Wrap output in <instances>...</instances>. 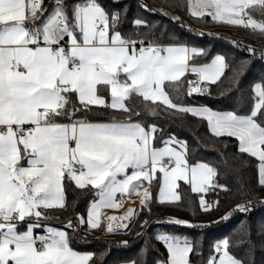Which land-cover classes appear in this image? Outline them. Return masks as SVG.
<instances>
[{"label": "snow or ice", "instance_id": "obj_1", "mask_svg": "<svg viewBox=\"0 0 264 264\" xmlns=\"http://www.w3.org/2000/svg\"><path fill=\"white\" fill-rule=\"evenodd\" d=\"M179 6L182 10L186 6L187 14L197 20L207 22L210 17L212 22L264 38V0H186ZM45 12L42 0H0V264L93 261L94 253L70 247L68 231L46 223L51 210L67 207L65 181L93 196L87 228H103L112 235L124 234L137 210L128 208L102 221L101 209H118L133 193L141 210L150 209L153 181L159 184V203L181 200L174 191L180 180L190 184L192 192H203L206 185L228 191L226 185L214 182L215 167L203 162L189 165L186 141L170 134L160 139L158 147L156 134L163 130L145 124L139 119L142 113L155 116L162 108L177 117L191 115L205 120L212 136L234 137L238 153L259 161L257 184L264 188V88L260 84L253 85V103L244 114L173 99L183 94L180 78L186 72L199 81L222 83L230 67L226 56L217 54L208 62L189 65V60L206 55L205 50L158 44L151 38L155 25L142 19L132 21L135 36H125L118 30L120 14L109 13L98 0H77L71 6L53 0L51 11ZM245 50L264 60V50L251 45ZM248 63L233 67L231 81H238ZM205 91L207 85L187 84L188 96ZM73 97L78 103H73ZM94 108L114 114L107 121L89 119ZM117 112L122 119H116ZM251 203H237L221 219L232 211L248 213ZM199 204L205 212L213 207L203 197ZM168 222L189 224L180 219ZM84 223L77 213L76 224L68 219L65 228L75 232ZM240 233L235 245H248L245 258L238 259L230 251L235 245L226 236L213 244L206 264H254V245L243 222ZM260 233L264 234V224ZM156 239L167 251V258L156 264H191L190 254H200L199 244L187 237L160 233Z\"/></svg>", "mask_w": 264, "mask_h": 264}, {"label": "trees", "instance_id": "obj_2", "mask_svg": "<svg viewBox=\"0 0 264 264\" xmlns=\"http://www.w3.org/2000/svg\"><path fill=\"white\" fill-rule=\"evenodd\" d=\"M64 2L71 6L77 0H64ZM98 2L109 13L120 14L118 30L125 36H135L137 29L132 21L142 19L150 25H155V35L151 38L158 44L180 43L204 49L206 55L189 60L191 65L208 62L217 54L226 56L230 67L226 69L227 78L222 77V83L218 81L216 84H202V86L207 85V91L188 96L187 81L190 75H186L181 79L183 94L179 99L173 97L176 103L206 106L213 111H236L244 114L253 103V85L260 84L264 88V60H261L259 55L251 56L245 50L249 45L258 51L264 50V38L259 35L222 22H212L210 17L207 18V22L197 20L187 14L186 6L183 10L179 6L181 3L186 5V0H98ZM42 3L46 15L51 11L53 0H42ZM141 5H147V9ZM173 17L179 19L173 20ZM140 28L143 29V26ZM202 28H211L210 35L200 37L197 30L200 31ZM233 41L240 42L244 47H235ZM241 61H249V63L239 75L238 81H231L232 69ZM103 95L108 97L107 92ZM255 99L258 100L259 97ZM73 103H78L75 97ZM113 114L112 110L94 108L89 119L107 121ZM115 115L117 120L122 119L118 112ZM133 119L137 118L133 117ZM139 119L145 124L154 123L158 129L163 130L156 134L158 147L162 146L160 139L167 138L170 134L186 141V159L189 165L197 162L212 165L218 170L214 182L226 185L228 191L208 186L203 194L194 193L188 184L180 181L176 192L181 196V200L174 203H159L157 200L159 184L153 181L150 187L152 195L150 209L148 207L140 209L126 233L90 240L88 238L103 234V228L89 230L87 225H84L82 233L86 238L69 233L70 247L74 251L94 253L90 264H122L133 261L136 264H156L157 260L167 258L163 243L156 237L160 233H167L187 237L198 243L200 254L197 252L190 254L191 264H206L213 244L219 239L230 236L235 245V241L241 238L240 229L243 222L248 226L250 240L254 245L251 259L254 260V264H264V247H262L264 234L260 233V226L264 224V203L260 202L264 200V188L257 184L259 161L247 154L238 153V142L235 138L212 136L207 122L202 118L191 115L177 117L169 115L161 108L155 116L142 113ZM65 184L67 207L63 210H51L46 221L48 224L60 227L68 219L75 218L77 213L84 218L87 214L89 202L93 199L91 192L76 189L74 184H68L67 181ZM147 184L148 182L145 183ZM200 197L213 204L207 212L200 208ZM247 200L252 201L248 213L232 211L226 220L221 219L237 203ZM170 219L188 221L189 224L176 225L169 223ZM143 229L145 235L141 234ZM120 241H127V244H121ZM247 248V244H240L233 246L230 251L238 259H243Z\"/></svg>", "mask_w": 264, "mask_h": 264}, {"label": "crops", "instance_id": "obj_3", "mask_svg": "<svg viewBox=\"0 0 264 264\" xmlns=\"http://www.w3.org/2000/svg\"><path fill=\"white\" fill-rule=\"evenodd\" d=\"M188 64L191 65L188 61ZM186 75H192L191 72H186L184 76H182L180 79L184 78ZM201 86L202 84H211V83H208V82H205V81H199L198 79V82ZM108 101L110 102V96L108 94V97H107ZM234 138V137H232ZM238 142V141H237ZM181 182H184L183 180H180ZM180 181H177V184L178 182ZM147 181L144 182V184L146 183ZM189 187H190V184H188ZM208 187V185L205 186V188ZM191 189V187H190ZM174 191L176 192V188L174 189ZM194 193H197V192H194ZM200 194H203V192H199ZM117 196H119V194H117ZM159 196V188H158V192H157V198ZM158 200V199H157ZM128 208H133L134 210H137V213H139V210H140V206H139V202H138V197L135 193H133L132 195L130 196H125V198L123 199V202H122V206L119 207L118 209H107V208H102L101 209V220H104V218L107 216V215H114V216H119L121 214H123V212L125 210H127ZM85 225H87L86 223V220H87V214L85 216ZM48 224V223H47ZM132 224V222L130 223V225ZM49 226L51 227H59V226H56V225H53V224H48ZM61 228V227H60ZM39 230H43V229H38L37 231ZM66 230V229H65ZM67 231V230H66ZM69 232V231H68ZM70 233V232H69ZM165 248V247H164ZM166 251V249H165ZM78 252V251H77ZM80 253H86V252H80ZM166 254H167V251H166ZM122 264H131V262H125V263H122Z\"/></svg>", "mask_w": 264, "mask_h": 264}, {"label": "built area", "instance_id": "obj_4", "mask_svg": "<svg viewBox=\"0 0 264 264\" xmlns=\"http://www.w3.org/2000/svg\"><path fill=\"white\" fill-rule=\"evenodd\" d=\"M189 81H191V82L195 85V84L198 82V77H197L196 75H193V74H192V75H190V77L188 78L187 84H188ZM71 220L73 221V224L75 225V224H76V217H75V218H72ZM84 225H85V224L78 226V230L75 231V232H73L71 229H66V228H65V223L62 224L60 227L66 229V230L69 231L71 234H73V235H75V236H77V237L82 238L81 230L84 228ZM38 232H39L40 234H43V230H39ZM141 234L145 235V232L142 231Z\"/></svg>", "mask_w": 264, "mask_h": 264}, {"label": "rangeland", "instance_id": "obj_5", "mask_svg": "<svg viewBox=\"0 0 264 264\" xmlns=\"http://www.w3.org/2000/svg\"><path fill=\"white\" fill-rule=\"evenodd\" d=\"M197 31H198V33H203L202 35H201V34H198V35H200V37H204V35H205V36L210 35L212 29H211V28H202L200 31H199V30H197ZM102 221H103V220H102ZM132 223H133V222H132ZM54 228H58V229H60V230H65L64 228H60V227H54ZM82 231H83V229L81 230L82 238H86L85 234H83ZM142 231L145 232L144 229H143ZM142 231H141V232H142ZM126 232H127V230H126ZM126 232H125V233H126ZM108 235H112V234H105V232H104V230H103V234H100V235H97V236H94V237H92V238H88V239H90V240H96V239L104 238V236H108Z\"/></svg>", "mask_w": 264, "mask_h": 264}, {"label": "bare ground", "instance_id": "obj_6", "mask_svg": "<svg viewBox=\"0 0 264 264\" xmlns=\"http://www.w3.org/2000/svg\"><path fill=\"white\" fill-rule=\"evenodd\" d=\"M129 223H131V222H129Z\"/></svg>", "mask_w": 264, "mask_h": 264}]
</instances>
